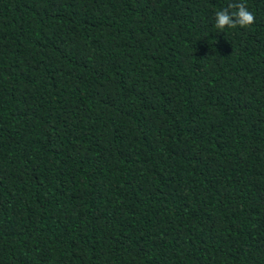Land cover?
I'll use <instances>...</instances> for the list:
<instances>
[{
    "label": "trees",
    "instance_id": "trees-1",
    "mask_svg": "<svg viewBox=\"0 0 264 264\" xmlns=\"http://www.w3.org/2000/svg\"><path fill=\"white\" fill-rule=\"evenodd\" d=\"M0 264H264V0H0Z\"/></svg>",
    "mask_w": 264,
    "mask_h": 264
},
{
    "label": "clouds",
    "instance_id": "clouds-1",
    "mask_svg": "<svg viewBox=\"0 0 264 264\" xmlns=\"http://www.w3.org/2000/svg\"><path fill=\"white\" fill-rule=\"evenodd\" d=\"M229 8L234 11L229 12L228 9H224L216 13L215 27L217 29L236 28L238 25L246 28L254 23L255 16L244 3H232Z\"/></svg>",
    "mask_w": 264,
    "mask_h": 264
}]
</instances>
